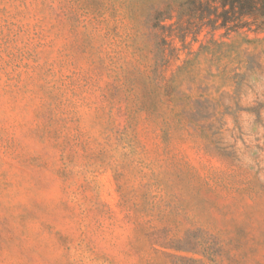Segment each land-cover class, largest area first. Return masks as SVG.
<instances>
[{
  "label": "rangeland",
  "instance_id": "obj_1",
  "mask_svg": "<svg viewBox=\"0 0 264 264\" xmlns=\"http://www.w3.org/2000/svg\"><path fill=\"white\" fill-rule=\"evenodd\" d=\"M206 0H0V264H264V21Z\"/></svg>",
  "mask_w": 264,
  "mask_h": 264
},
{
  "label": "trees",
  "instance_id": "obj_2",
  "mask_svg": "<svg viewBox=\"0 0 264 264\" xmlns=\"http://www.w3.org/2000/svg\"><path fill=\"white\" fill-rule=\"evenodd\" d=\"M206 17L212 28L225 30L259 28L264 21V0H206Z\"/></svg>",
  "mask_w": 264,
  "mask_h": 264
}]
</instances>
